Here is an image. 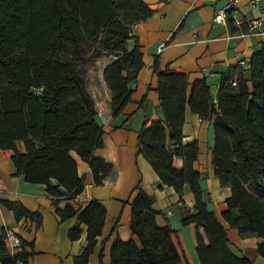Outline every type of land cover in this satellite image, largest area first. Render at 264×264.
I'll return each mask as SVG.
<instances>
[{"label": "trees", "instance_id": "16d2710c", "mask_svg": "<svg viewBox=\"0 0 264 264\" xmlns=\"http://www.w3.org/2000/svg\"><path fill=\"white\" fill-rule=\"evenodd\" d=\"M151 13L143 0H0V150L12 151L17 175L46 186L61 220L75 216L77 210L69 204L59 209L58 203L75 199L83 189L74 155L88 164L97 186L113 170L112 164L93 156L102 147L103 129L85 77L94 73L102 59H111L102 80L110 95L111 113H120L130 100L128 84L143 67L138 44L128 50L127 42L133 38V28ZM244 62L220 75L215 98L204 78L194 81L188 94L185 74L160 70L156 59L153 63L162 119L148 128L143 123L138 153L179 198L188 185L194 211L184 212L181 220L205 233L207 242L196 233L200 264L250 262L231 251L226 229L203 201L200 174L193 168L197 142L183 144L187 106L201 120L213 117L211 163L219 184L231 191L223 221L241 236L260 238L256 250L264 258V199L249 191V186L264 189V42ZM175 158L182 160L181 168L174 167ZM152 203L137 186L130 229L139 245L132 239H117L110 264L179 263L172 229L156 224ZM3 204L17 220L41 223L39 213L17 203ZM81 207L78 220L87 226V245L75 258L77 264L86 263L106 213L96 200ZM78 237V229L69 231L70 240ZM29 255L24 249L11 255L0 234V264H14L17 258L26 262ZM99 257L103 264L102 252Z\"/></svg>", "mask_w": 264, "mask_h": 264}, {"label": "crops", "instance_id": "0c3cea01", "mask_svg": "<svg viewBox=\"0 0 264 264\" xmlns=\"http://www.w3.org/2000/svg\"><path fill=\"white\" fill-rule=\"evenodd\" d=\"M143 1L152 13L147 20L133 28V38L127 42L128 50L138 44L143 62L137 78L128 84L130 100L117 115L111 113L109 102L98 103L97 107V119L103 135L102 147L95 149L93 156L112 164L113 170L104 184L97 186L93 183L88 164L74 155L83 189L75 199L62 200L57 205L59 209H64L69 204L77 210V214L61 220L46 186L29 183L22 175H17L11 160L12 151L0 150V234L3 228H11L21 242L26 243L24 250L30 254L27 264H77L75 258L83 253L87 245V226L78 220V214L83 209L81 206L90 200L98 201L106 213L100 235L96 237L85 264H100V252L102 263L110 264L111 248L117 239H132L139 245L130 229L131 203L137 186L152 198V207L157 212L156 224L160 227L168 225L172 229L171 239L179 254L178 264H200L195 252L196 233L198 231L207 242L205 233L201 227L184 225L181 220L184 212L194 211L195 200L188 185H184L179 198L173 188L160 182L147 160L138 153V132L143 123L146 122L148 128L151 123L162 119L153 63L156 59L160 70L185 74L188 94L194 81L204 78L215 98L220 75L239 60H249L259 44L264 42V0H259L254 8L246 1L239 5L241 16L260 20L255 35L247 34L246 26L234 31L236 28L231 26L230 19L226 24L213 21L214 14L223 7L224 0ZM100 63L96 69L102 79L103 69L109 61L101 66ZM101 81L105 102L110 95ZM212 121L213 117L201 120L186 107L183 144L197 142L198 154L193 168L200 174L203 201L226 229L231 251L238 257L247 258L250 264H264V258L256 250L261 239L239 235L222 219V213L226 210L225 200L231 191L229 187L219 184L212 167ZM17 148L23 151L22 143H18ZM173 165L181 168L182 160L175 158ZM51 184L57 183L51 180ZM4 201L20 204L30 212L39 213L41 223L37 225L35 220L28 218L17 220L13 211L5 207ZM72 229L79 230L76 240L68 238ZM5 246L8 250L9 244ZM78 264L84 263L79 261Z\"/></svg>", "mask_w": 264, "mask_h": 264}, {"label": "built area", "instance_id": "2783aa9c", "mask_svg": "<svg viewBox=\"0 0 264 264\" xmlns=\"http://www.w3.org/2000/svg\"><path fill=\"white\" fill-rule=\"evenodd\" d=\"M198 1V0H195ZM199 1H205V0H199ZM225 3L222 8L218 9L216 13L213 16V21L218 24H226L228 20H231V26L234 28H240L242 26L247 27V34L249 35H255L258 33V28L261 24L259 19H249L245 16H241L239 5L242 1H246L247 4L254 8L257 6L259 0H224ZM161 48H159L158 51H160ZM241 64H244L245 62L242 60H239ZM1 234L3 236L4 243H8V250H10V254L13 255L22 249L25 248V245L21 242V240L17 237V235L13 232L11 228H3L1 230ZM14 264H27L20 258H17L14 261Z\"/></svg>", "mask_w": 264, "mask_h": 264}, {"label": "rangeland", "instance_id": "374dc122", "mask_svg": "<svg viewBox=\"0 0 264 264\" xmlns=\"http://www.w3.org/2000/svg\"><path fill=\"white\" fill-rule=\"evenodd\" d=\"M110 60L111 59L109 57H106V58L101 60V63L99 65L101 66V64L106 63ZM101 80L102 79H101L99 71H97V69H95L94 73L85 77L87 90L91 94V96H92L97 107H98V103L103 104V103L109 102V100H110V96H108V100L106 98V101L105 102L103 101L105 99V93L103 91ZM249 191L253 195L264 199V189H258V188H254V187L249 186Z\"/></svg>", "mask_w": 264, "mask_h": 264}]
</instances>
